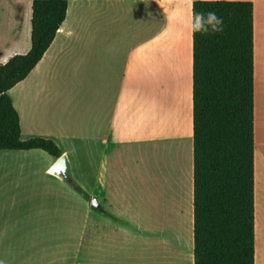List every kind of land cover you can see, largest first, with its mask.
I'll use <instances>...</instances> for the list:
<instances>
[{
	"label": "crops",
	"instance_id": "1",
	"mask_svg": "<svg viewBox=\"0 0 264 264\" xmlns=\"http://www.w3.org/2000/svg\"><path fill=\"white\" fill-rule=\"evenodd\" d=\"M193 2L68 0L51 46L9 95L22 140L54 141L73 183L50 173L58 159L42 150L0 153V264H92L79 258L88 235L98 237V258L104 251L134 264L142 238L134 225L147 224L137 218L149 192L143 163L153 149L162 217L188 220L176 257L186 249L193 264ZM253 4L255 264H264V0ZM23 44L1 52L0 65L28 53L31 41ZM176 222L164 219L155 231L165 252Z\"/></svg>",
	"mask_w": 264,
	"mask_h": 264
},
{
	"label": "trees",
	"instance_id": "2",
	"mask_svg": "<svg viewBox=\"0 0 264 264\" xmlns=\"http://www.w3.org/2000/svg\"><path fill=\"white\" fill-rule=\"evenodd\" d=\"M67 10L68 0H32L31 49L0 65V153L62 156L52 140H22L9 91L41 61ZM194 11H214L223 31L193 34V264H255L254 4L194 0Z\"/></svg>",
	"mask_w": 264,
	"mask_h": 264
},
{
	"label": "rangeland",
	"instance_id": "3",
	"mask_svg": "<svg viewBox=\"0 0 264 264\" xmlns=\"http://www.w3.org/2000/svg\"><path fill=\"white\" fill-rule=\"evenodd\" d=\"M31 18H32V0H0V53H10L12 49L17 48L21 49L23 43L31 41ZM19 37L17 40L16 38ZM17 40V43H16ZM17 45H16V44ZM13 47H11V45ZM11 48V49H10ZM0 60L1 56H0ZM109 158V157H108ZM155 150L153 149L150 152V158L146 163H143V167L148 170V177H149V192H148V200L144 203V212L142 216H138V221L143 219L146 225L135 224V232L136 237L137 235H142V238L138 241V244L135 243V251L133 256L134 264H169V260L173 262V264H189L190 251L188 252L186 249L184 250L183 254L179 257H176L180 246H178L179 237L183 238L185 247L186 241L190 236V226L188 220L182 223V220L178 219V217H174L172 219V213L177 214L179 211V206L175 205L172 212H167V216L171 217L163 218L162 215L165 214L164 206L161 204L163 199L162 197V189L160 183L155 180L154 177V166H155ZM112 159L110 156V161L106 160L104 162V167H109L112 164ZM158 200V205L156 206ZM171 213V214H170ZM141 217V218H140ZM188 217V216H187ZM167 219L170 223H175V228H177L176 234L174 232L168 233V244L171 242L174 246L168 247V252H165V248L163 250L162 246L163 243V236L159 235L156 238V229L159 232L162 228V221ZM175 220V221H173ZM183 224V225H182ZM178 232V234H177ZM148 236L146 237V235ZM144 235V237H143ZM91 236L88 235L86 244L82 249L80 254L81 260H91L92 264H118V258L116 255H106L104 251H101V255L98 258V237L96 240H91ZM172 240V241H171ZM175 240V241H174ZM173 242H177L176 244ZM102 243H106V235L104 234ZM176 249V252H175ZM159 253V251H162ZM161 254L167 255L166 260ZM90 262V261H89Z\"/></svg>",
	"mask_w": 264,
	"mask_h": 264
},
{
	"label": "clouds",
	"instance_id": "4",
	"mask_svg": "<svg viewBox=\"0 0 264 264\" xmlns=\"http://www.w3.org/2000/svg\"><path fill=\"white\" fill-rule=\"evenodd\" d=\"M190 28L193 34H207L209 31H223V19L214 11L208 12H193V17L190 23Z\"/></svg>",
	"mask_w": 264,
	"mask_h": 264
},
{
	"label": "water",
	"instance_id": "5",
	"mask_svg": "<svg viewBox=\"0 0 264 264\" xmlns=\"http://www.w3.org/2000/svg\"><path fill=\"white\" fill-rule=\"evenodd\" d=\"M50 173L56 175L57 177L63 179L64 181L72 184L73 179L70 174V163L66 155L61 156L55 165L51 168ZM92 207H99L98 199L94 198L92 200Z\"/></svg>",
	"mask_w": 264,
	"mask_h": 264
},
{
	"label": "bare ground",
	"instance_id": "6",
	"mask_svg": "<svg viewBox=\"0 0 264 264\" xmlns=\"http://www.w3.org/2000/svg\"><path fill=\"white\" fill-rule=\"evenodd\" d=\"M154 44V43H153ZM154 46V45H153Z\"/></svg>",
	"mask_w": 264,
	"mask_h": 264
}]
</instances>
